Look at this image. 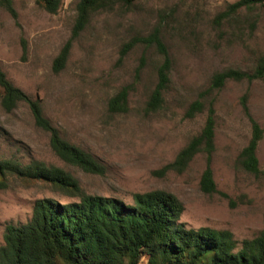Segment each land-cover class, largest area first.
Masks as SVG:
<instances>
[{"label":"rangeland","instance_id":"rangeland-1","mask_svg":"<svg viewBox=\"0 0 264 264\" xmlns=\"http://www.w3.org/2000/svg\"><path fill=\"white\" fill-rule=\"evenodd\" d=\"M13 1L17 20L0 7V71L31 99L39 97L61 137L102 168L88 173L62 160L26 102L4 108L1 86L0 160L59 168L86 194L126 204L137 193L168 192L184 206L181 223L230 231L238 242L264 233V174L254 175L239 164L251 137L243 100L264 129V80H228L221 89H211L215 74L229 69L252 73L264 56V3L219 22L217 17L238 0H118L92 15L73 41L64 69L55 72L54 60L71 38L79 0H63L56 14L36 0ZM155 31L169 53L170 82L162 108L147 114L163 63L157 46L144 42ZM134 40L141 41L120 59L122 47ZM126 86L128 112H110L109 100ZM195 101L203 103V112L188 117ZM209 108L216 122L214 194L200 185L206 153L197 154L182 171L169 167L200 133ZM257 157L264 171V138ZM40 199L72 201L42 181L8 176L7 187L0 190V246L7 226L27 223Z\"/></svg>","mask_w":264,"mask_h":264},{"label":"trees","instance_id":"trees-1","mask_svg":"<svg viewBox=\"0 0 264 264\" xmlns=\"http://www.w3.org/2000/svg\"><path fill=\"white\" fill-rule=\"evenodd\" d=\"M118 0H79L77 17L70 40L54 60L53 70L64 69L71 45L87 27L92 15L109 10ZM132 4L136 0H123ZM40 8L56 14L63 0H36ZM264 0H238L217 20L229 19L239 10L250 9ZM0 7L15 20L18 18L13 0H0ZM141 41V40H140ZM139 40L125 44L120 59L128 54ZM144 42L155 44L163 56L158 68V83L150 95L145 112L155 113L165 102L169 86L171 60L157 31ZM264 80V56L255 70L246 73L229 69L213 76L211 89H221L228 80ZM3 89L2 104L8 111L18 103L26 102L36 125L51 134V144L56 154L65 162L88 173H99L100 164L90 154L65 141L59 131L45 117L42 101L35 100L15 87L0 71ZM130 87H123L109 100V110L126 113L129 110ZM203 103L191 104L187 116L202 113ZM243 109L251 126V137L239 155L241 167L254 175L264 174L260 169L257 149L264 138V129L250 115L243 100ZM215 111L209 108L200 133L183 148L169 166L184 170L193 158L204 152L207 166L201 177V190L214 194L217 187L213 178L211 158L215 151ZM42 181L67 195L71 202L40 199L34 205L31 219L19 226L10 224L0 246V264H264V233L253 239L238 242L230 231L209 227L189 228L181 223L183 204L176 196L165 191L135 194L132 204L122 200L88 195L79 184L63 170L48 167L40 162L28 165L0 160V190L7 187L8 176Z\"/></svg>","mask_w":264,"mask_h":264}]
</instances>
